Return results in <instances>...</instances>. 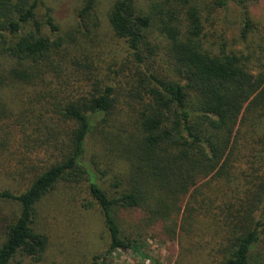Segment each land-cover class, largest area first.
Returning a JSON list of instances; mask_svg holds the SVG:
<instances>
[{
  "label": "trees",
  "instance_id": "1",
  "mask_svg": "<svg viewBox=\"0 0 264 264\" xmlns=\"http://www.w3.org/2000/svg\"><path fill=\"white\" fill-rule=\"evenodd\" d=\"M230 1L113 0L110 47L96 0H81L65 28L44 0H0V264L56 263L46 222L69 218L68 231L91 211L107 235L91 264L137 252L152 229L182 260L264 264V31L237 1L240 39L253 34L254 49L231 48ZM39 85L50 101L30 133L15 127L27 144L11 150L3 95Z\"/></svg>",
  "mask_w": 264,
  "mask_h": 264
},
{
  "label": "rangeland",
  "instance_id": "2",
  "mask_svg": "<svg viewBox=\"0 0 264 264\" xmlns=\"http://www.w3.org/2000/svg\"><path fill=\"white\" fill-rule=\"evenodd\" d=\"M149 1L150 0H137V4L140 8H143L149 4ZM237 1L239 0H231L227 6V11H225L226 14L224 13L227 19V24L225 25L227 30L226 40L233 49L244 50L248 48L249 51H252L254 49V45H251L254 40L253 34L249 36L247 41L243 42L240 39L239 32L242 22V18H240L242 8ZM241 1L249 12V18L257 26L256 28L260 32L264 31V0ZM112 2L113 0H96V11L100 19L99 22L101 23L98 34L105 43L110 44V47H113V42L105 14H107ZM44 3L45 6L53 12L52 14L57 24L61 28H65L74 20L73 13L78 9L81 0H44ZM42 13L43 9L40 8L37 12L39 20H41ZM153 40L154 43L158 42L162 46L165 45L164 39L158 34L154 35ZM114 46H116L115 48L119 51V55L121 56L120 59L125 56V44H123V42H115ZM153 68L154 70H159L161 74L168 72L169 68L167 67L162 53L155 59ZM110 69L114 70L112 66ZM107 74L110 73L107 71ZM53 85V90L62 89L57 83ZM49 96V92H47L43 86L40 87V85L38 88L16 86V90H10L3 95L5 101H7L12 108V114L8 121L5 120L2 123L1 127H9V129L13 130V143L19 141L17 143L19 144L18 146H16L17 144H12L11 150H15L17 147L27 144L26 141L25 143L24 141L23 143L20 142L23 136L19 128L15 127L25 126V131H30L31 127L33 128V124L37 122V117L40 115V107L45 103H49ZM1 177H3V171H0V183L3 180ZM93 212L94 211L79 215L81 216L79 217V227L76 226L73 228L71 222L69 225L71 230L68 231V222L71 220L69 218L60 220L59 224L56 221L53 222V219L46 222L50 228L54 225L56 227V229H53L51 247L48 251V259L56 260V263L52 264H63V260L70 261L64 264H91L94 255H102L104 253L107 248V235L99 214ZM60 226L63 228V234ZM61 235L62 237H60ZM70 235H72V238L75 235V239L79 243L81 248L79 254L73 255L74 251H68V247L65 246V243L70 240ZM62 242H64V246H60ZM71 246H73L72 243ZM136 248L137 252L114 251L107 257L104 264H204L194 259L193 256L195 254L182 260L178 243L168 241L164 237L162 238L155 229L151 231L146 230L141 238L138 239ZM59 252L63 254L57 255ZM55 256L56 259H54ZM99 262H101V260Z\"/></svg>",
  "mask_w": 264,
  "mask_h": 264
}]
</instances>
